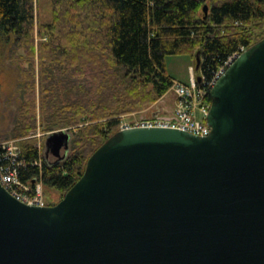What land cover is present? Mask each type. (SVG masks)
I'll list each match as a JSON object with an SVG mask.
<instances>
[{
	"label": "water",
	"instance_id": "1",
	"mask_svg": "<svg viewBox=\"0 0 264 264\" xmlns=\"http://www.w3.org/2000/svg\"><path fill=\"white\" fill-rule=\"evenodd\" d=\"M209 97L207 136L120 129L54 205L0 185V264H264V37ZM69 141L45 147L61 160Z\"/></svg>",
	"mask_w": 264,
	"mask_h": 264
},
{
	"label": "trees",
	"instance_id": "2",
	"mask_svg": "<svg viewBox=\"0 0 264 264\" xmlns=\"http://www.w3.org/2000/svg\"><path fill=\"white\" fill-rule=\"evenodd\" d=\"M35 1L0 0V41L10 58L21 51L27 65L13 138L36 129L34 60L43 132L72 130L66 156L54 162L40 156L33 139L19 143L20 180L38 179L60 199L119 130L122 115L169 91L167 56L197 57L209 75L264 35V0H51V23L38 25Z\"/></svg>",
	"mask_w": 264,
	"mask_h": 264
},
{
	"label": "rangeland",
	"instance_id": "3",
	"mask_svg": "<svg viewBox=\"0 0 264 264\" xmlns=\"http://www.w3.org/2000/svg\"><path fill=\"white\" fill-rule=\"evenodd\" d=\"M207 7L204 4V7ZM35 21L38 24H50L52 21V3L51 0H37L35 1ZM264 27V25H263ZM264 37V35H263ZM262 37V38H263ZM39 39L36 38V42ZM46 39H42L45 41ZM7 50V46L3 41H0V144L15 141L18 145L21 140L33 139L34 145L39 150L40 156L45 158L47 162H54L56 159L50 156L45 147V139L50 132H43L42 124L39 120L42 117V112L39 102V63L35 61V117H36V129L29 133L27 138L16 139L13 138L15 119L19 107L22 106L20 94V85L22 83L23 71L27 67L24 61V55L21 51L15 58H10ZM165 65L167 73L173 78L174 81L183 84L190 83V67H192L195 77H198V70L195 68V60H192L187 55H172L165 58ZM26 93V92H25ZM29 93H27L28 95ZM24 95V92H23ZM26 96V95H24ZM174 104V94L171 89L160 99L154 103L147 104L141 107H137L136 110L122 115V120H140L147 119L153 116H168L171 113L168 111L169 106ZM117 106H113L111 111H115ZM82 118H80L81 120ZM67 128H56L51 132L65 130L68 134H72V130H66ZM67 153L64 155L66 156ZM63 159V158H62ZM44 195L49 203H57L60 200V193L54 189L44 190Z\"/></svg>",
	"mask_w": 264,
	"mask_h": 264
},
{
	"label": "built area",
	"instance_id": "4",
	"mask_svg": "<svg viewBox=\"0 0 264 264\" xmlns=\"http://www.w3.org/2000/svg\"><path fill=\"white\" fill-rule=\"evenodd\" d=\"M245 50V47H239L209 75L203 72V62L200 61L197 77L199 81L192 70L189 84L173 81L170 89L174 94V109L171 115L121 120L119 129L161 127L185 131L194 136H207L210 127L206 124L205 118L210 109L209 93L229 65ZM20 167H25V164L20 160L19 145L15 141L0 144V185L12 197L27 205L36 207L48 205L41 181L35 179L22 182L19 178Z\"/></svg>",
	"mask_w": 264,
	"mask_h": 264
},
{
	"label": "crops",
	"instance_id": "5",
	"mask_svg": "<svg viewBox=\"0 0 264 264\" xmlns=\"http://www.w3.org/2000/svg\"><path fill=\"white\" fill-rule=\"evenodd\" d=\"M190 69H191V67H190ZM173 109H174V104L172 103V104L169 106L168 111H169L170 113H172V112H173Z\"/></svg>",
	"mask_w": 264,
	"mask_h": 264
}]
</instances>
